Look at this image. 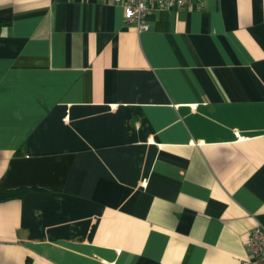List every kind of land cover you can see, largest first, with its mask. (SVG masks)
Returning a JSON list of instances; mask_svg holds the SVG:
<instances>
[{
	"label": "crops",
	"instance_id": "1",
	"mask_svg": "<svg viewBox=\"0 0 264 264\" xmlns=\"http://www.w3.org/2000/svg\"><path fill=\"white\" fill-rule=\"evenodd\" d=\"M0 0V264H241L264 227V0Z\"/></svg>",
	"mask_w": 264,
	"mask_h": 264
},
{
	"label": "built area",
	"instance_id": "2",
	"mask_svg": "<svg viewBox=\"0 0 264 264\" xmlns=\"http://www.w3.org/2000/svg\"><path fill=\"white\" fill-rule=\"evenodd\" d=\"M87 1V0H83ZM109 5L124 8L125 21L135 26L139 32L149 30L146 20L154 10L177 11L199 0H99ZM248 256L241 264H264V227L257 226L247 242Z\"/></svg>",
	"mask_w": 264,
	"mask_h": 264
},
{
	"label": "trees",
	"instance_id": "3",
	"mask_svg": "<svg viewBox=\"0 0 264 264\" xmlns=\"http://www.w3.org/2000/svg\"><path fill=\"white\" fill-rule=\"evenodd\" d=\"M28 189H21L19 191H13V192H8L4 195L0 196L1 200H6V199H10V198H14V197H19L22 196L23 194H25L26 192H28Z\"/></svg>",
	"mask_w": 264,
	"mask_h": 264
}]
</instances>
